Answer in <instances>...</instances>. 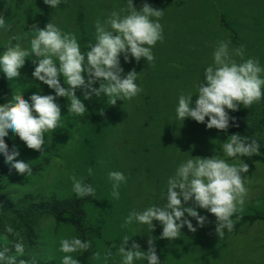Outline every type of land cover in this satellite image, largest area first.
Returning <instances> with one entry per match:
<instances>
[{
	"label": "rangeland",
	"instance_id": "1",
	"mask_svg": "<svg viewBox=\"0 0 264 264\" xmlns=\"http://www.w3.org/2000/svg\"><path fill=\"white\" fill-rule=\"evenodd\" d=\"M21 2L0 0V14L10 26L8 30H0V52L10 40L28 48V40L33 38L28 31L42 29L51 21L63 31L75 33L82 52H87L95 42V22L103 23L113 12L126 15L129 9L127 0H62L57 9L50 8L43 0ZM144 2L133 0L137 10ZM147 2L164 11L159 20L164 39L152 48L155 59L151 63L143 58L139 63L135 60L125 63L123 56L120 58L125 74L134 69L139 75L137 83L142 92L131 100H118L111 105L106 96L84 100L82 90L78 89L76 95L88 110L83 118L68 113L67 98H58L62 121L54 132L45 133L42 151L28 149L20 142L16 145L20 151L18 159L37 170L31 176L21 175L5 164L8 172L3 180V199L31 193L41 195L39 199L70 200L77 197L72 191L71 176L84 178L95 188V195L89 196L82 207L83 225L93 230L86 239L91 247L86 257L85 251L71 255L78 260L85 258V264H120L116 252L120 240L132 235L136 236L131 238L126 250L135 242L146 252L151 238L161 264H264V163L261 161L253 162L252 169L242 174L248 190L243 210L234 214L233 229L225 230L222 237L215 232L216 218L199 208V214L208 217L205 226L195 232L184 227L181 236L172 241L160 239L159 222H153V231L137 222L126 223L131 211L139 212L167 202L166 196L163 199L167 180L180 163L191 157L223 156L221 145L233 134L207 129V118L203 124L190 118L179 120L175 111L181 94H198L197 86L203 82L204 70L213 62L217 43L230 41L231 49L243 46V60L251 58L264 66V0ZM233 58L238 63L242 59L235 55ZM34 68L31 60H26L18 79H5L12 98L22 94L28 99L36 93L39 81L32 77ZM60 81L67 87L62 77ZM94 87H99V82ZM196 99L193 96V106ZM262 106L258 102L251 107L253 121L262 118ZM253 128V137L264 148L263 124H253ZM224 158L230 164L236 162L235 158ZM89 168L93 170L91 176ZM110 171H120L127 178L120 187L119 200L111 196ZM185 206L195 207L192 202ZM243 216L257 219L242 222ZM185 217L197 226L195 219L187 214ZM74 221L69 215L40 216L30 239L24 232L14 235L16 241L24 244V254L17 258L61 264L65 253L59 251L60 240L79 237ZM9 242L7 237H0V249ZM109 249L113 255L105 259ZM97 252L101 255L99 260L93 258ZM14 255L15 249L11 256Z\"/></svg>",
	"mask_w": 264,
	"mask_h": 264
},
{
	"label": "clouds",
	"instance_id": "2",
	"mask_svg": "<svg viewBox=\"0 0 264 264\" xmlns=\"http://www.w3.org/2000/svg\"><path fill=\"white\" fill-rule=\"evenodd\" d=\"M50 8L57 9L62 0H43ZM129 9L126 15L113 12L103 23L95 22V42L89 45L87 52H82L77 35L65 32L52 21L44 28H33L28 31L33 38L28 40V48L20 43L12 44L11 40L0 52V75L9 81L20 77V70L25 61L31 60L35 65L32 77L54 92L33 93L28 99L22 94L15 95L8 103L0 104V157L4 163L18 174L32 175L30 163L19 160L18 146L10 150L5 140L10 136H18L28 149L42 151L45 145V133L54 132L62 121L61 107L58 98L64 97L70 101L68 113L83 118L88 111L85 104L77 97L76 91L82 90L83 99L91 100L93 96H106L111 105L118 100H131L142 92L138 81L139 75L133 69L124 73L121 67V56L125 63L143 58L147 63L154 61L152 48L164 39L163 27L159 22L164 11L153 8L145 0L142 8L137 10L133 0H127ZM3 14H0V30H8ZM115 33V35H114ZM14 40L20 37H12ZM230 41L221 40L214 48L213 62L204 70L203 82L198 84V94H181L176 106L177 119L184 121L190 118L197 123H205L206 128L226 132L230 127H239L235 117L230 112L238 111L242 105L250 107L264 99V66L258 60H243V46L237 49L229 47ZM241 57L237 62L233 56ZM35 57V59H33ZM60 77L63 78L62 86ZM99 82V87H94ZM197 96L193 106L192 98ZM227 142L221 145L223 156L213 155L210 158H189L176 168L174 175L167 180V189L163 193L167 202L145 208L143 211H131L126 223L137 222L154 230V221L162 226L160 239L172 241L181 236L184 227L191 232L197 231L208 222L207 216H202L197 208L204 209L216 218L215 232L222 237L226 231H231L235 221L234 214L243 210L247 188L245 177L248 165L241 157H251L260 154V145L256 140L249 141L240 134L228 136ZM224 157L235 158L234 163H228ZM93 170L88 169L91 176ZM72 191L78 198L95 195V188L86 183L84 178L71 176ZM108 180L112 185L111 196L120 198V187L127 178L120 171H110ZM192 202L195 207L188 206ZM196 220L194 227L191 220ZM7 231L13 230L9 227ZM132 236H124L121 246L117 249L120 264H137L146 261L147 264H161L153 239H148V250L142 251L139 244L132 242L126 246ZM59 251L65 253L61 264H79L73 253L86 251L91 242L77 236L62 238ZM114 246V245H113ZM16 255H7L8 248L0 249V264H17V256L24 254V244L19 241L14 244ZM109 249L105 259L112 256ZM99 260V252L94 254ZM20 264H25L20 261Z\"/></svg>",
	"mask_w": 264,
	"mask_h": 264
},
{
	"label": "trees",
	"instance_id": "3",
	"mask_svg": "<svg viewBox=\"0 0 264 264\" xmlns=\"http://www.w3.org/2000/svg\"><path fill=\"white\" fill-rule=\"evenodd\" d=\"M19 3V0H18ZM23 3V0L21 2ZM5 79L2 75H0V104L8 103L12 100V92L6 86ZM41 94H52L54 92L50 90L46 85L40 84ZM38 88L37 91L38 92ZM260 103L263 105L262 118L257 121H253L251 116V107L244 108L241 106L238 111L231 112L230 116L235 117L237 124L239 127H230L226 132L227 134H240L242 138L247 137L249 141L256 140L259 143V140L253 137L254 128L253 124L259 125L263 124L264 128V100H261ZM23 143L18 136H10V139H6L5 143L11 150L12 147L17 145V143ZM260 145V154L253 155L251 157H241V159L248 165V171L252 169L253 162L261 161L264 163V148ZM34 173L37 168H32ZM8 170L5 167L4 159L0 157V237H7L10 240V244L6 245L3 248H8L9 252L7 255H12L14 251V244L17 243L16 239H14V235L18 232H24L27 237L30 239L34 234V227L36 226L37 220L42 215H51V216H59V215H69L75 219L74 226L75 230L78 233L79 237L82 240H86L91 236L93 230L87 228L83 225V220L85 218V213L83 211V205L89 200V196L85 198H72L70 200H56L54 198L50 199H39L41 195L39 194H24L20 197H17L12 200H4L3 199V191L4 185L3 180L5 173ZM257 217H248L243 216L242 222L244 221H255ZM11 228L13 231L9 233L7 228ZM15 241V242H14ZM88 251H85L84 257H86ZM83 264H85V258H80ZM20 261H24L25 264H56L55 261H41L35 259H25V258H17V264H20Z\"/></svg>",
	"mask_w": 264,
	"mask_h": 264
}]
</instances>
